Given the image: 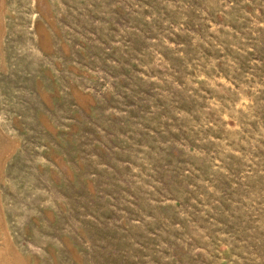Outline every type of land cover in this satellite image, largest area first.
I'll return each mask as SVG.
<instances>
[{
  "label": "rangeland",
  "instance_id": "374dc122",
  "mask_svg": "<svg viewBox=\"0 0 264 264\" xmlns=\"http://www.w3.org/2000/svg\"><path fill=\"white\" fill-rule=\"evenodd\" d=\"M0 264H264V0H0Z\"/></svg>",
  "mask_w": 264,
  "mask_h": 264
}]
</instances>
